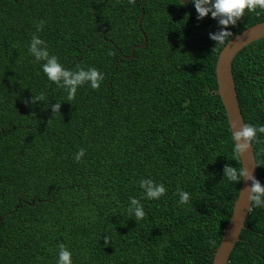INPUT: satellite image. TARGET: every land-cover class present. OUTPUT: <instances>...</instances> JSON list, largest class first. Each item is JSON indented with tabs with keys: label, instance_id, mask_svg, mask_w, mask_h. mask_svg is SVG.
<instances>
[{
	"label": "trees",
	"instance_id": "obj_1",
	"mask_svg": "<svg viewBox=\"0 0 264 264\" xmlns=\"http://www.w3.org/2000/svg\"><path fill=\"white\" fill-rule=\"evenodd\" d=\"M142 2L0 0V264H55L60 244L72 264H212L241 187L223 177L241 162L216 62L264 11L246 10L215 46L210 16L197 20L180 0H147V45L129 60L144 42ZM33 34L63 67L102 72L99 88L84 85L68 100L27 53ZM232 71L245 124H264V38L240 51ZM41 93L43 102L29 103ZM252 145L264 185V135ZM141 178L163 183L164 196L143 199ZM177 188L189 194L184 205ZM130 196L145 213L137 222ZM229 264H264V208L252 206Z\"/></svg>",
	"mask_w": 264,
	"mask_h": 264
},
{
	"label": "clouds",
	"instance_id": "obj_2",
	"mask_svg": "<svg viewBox=\"0 0 264 264\" xmlns=\"http://www.w3.org/2000/svg\"><path fill=\"white\" fill-rule=\"evenodd\" d=\"M188 3L194 7L197 20L210 16L211 19L217 22L219 30L208 34L209 39L215 43V46L223 45L233 35L227 29L229 26L234 27L237 21L244 16L246 10L249 13L256 12V14H259L257 10L264 11V0H188ZM43 24L44 21L41 20L35 25L36 33L42 30ZM27 53L32 57L34 63L39 64L40 70L47 80L66 93L68 100L73 99L79 87L87 85L89 88L96 90L104 79V74L92 67L85 69L77 66L74 71L63 67L58 62L57 57L49 53L45 41L36 34H33L30 38ZM44 99L43 93L39 95L32 94L29 103L43 102ZM60 106L61 103L56 102L49 104L47 107L51 109L52 116H54L59 113ZM258 134L264 135V124L257 126L245 124L239 130L233 131V152L240 154L248 150ZM83 155L84 149H78L73 157L74 162H80ZM223 177L229 182L239 183L242 179L250 181L248 201L254 207L264 208V185L254 176L246 173L244 169L236 171L232 166L226 165L223 169ZM138 187L142 191V198L149 201L159 200L166 191L163 183L154 182L150 178L139 179ZM176 195L178 196L177 203L179 205H184L189 201V194L179 188L176 190ZM126 211L136 222L145 215L140 201L134 196L128 198ZM104 242L108 243L107 238L104 239ZM71 257L72 253L64 244L58 245L55 264H72Z\"/></svg>",
	"mask_w": 264,
	"mask_h": 264
},
{
	"label": "water",
	"instance_id": "obj_3",
	"mask_svg": "<svg viewBox=\"0 0 264 264\" xmlns=\"http://www.w3.org/2000/svg\"><path fill=\"white\" fill-rule=\"evenodd\" d=\"M180 1L183 4L188 3V0ZM146 2L147 0H143L141 4L142 10L138 20V28L144 38V42L142 45H136L131 49V54L128 57L129 60L133 59L135 50L144 48L147 45L146 34L141 29ZM262 38H264V21L247 28L229 40L219 53L216 62L215 73L218 86L217 94L225 108L231 133L239 130L240 127L245 125L233 77V62L240 51ZM239 159L241 162V169H244L246 173H250L258 180L257 163L252 143L248 150L239 154ZM248 187H250V181L242 179L230 221L225 228L221 243L216 249L212 264H229L230 257L237 243L240 241V235L246 227V222L252 211V205L247 199Z\"/></svg>",
	"mask_w": 264,
	"mask_h": 264
}]
</instances>
